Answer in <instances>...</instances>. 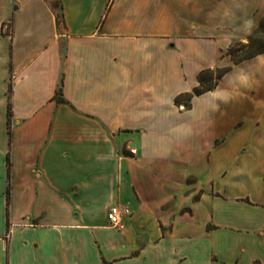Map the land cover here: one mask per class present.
Instances as JSON below:
<instances>
[{
  "label": "crops",
  "instance_id": "1",
  "mask_svg": "<svg viewBox=\"0 0 264 264\" xmlns=\"http://www.w3.org/2000/svg\"><path fill=\"white\" fill-rule=\"evenodd\" d=\"M262 22L264 0H0V264H264V52L229 53Z\"/></svg>",
  "mask_w": 264,
  "mask_h": 264
},
{
  "label": "trees",
  "instance_id": "2",
  "mask_svg": "<svg viewBox=\"0 0 264 264\" xmlns=\"http://www.w3.org/2000/svg\"><path fill=\"white\" fill-rule=\"evenodd\" d=\"M59 20L62 18V12H58ZM264 22L261 23L259 29L251 35L247 42H237L229 48L232 58L238 62L246 58L253 57L264 52ZM236 45V46H235ZM229 67H221L215 70L205 69L201 71L199 79L200 84L194 88L192 92L181 94L176 98L177 103L184 101L186 106L190 105V100L194 94H201L207 90L213 89L218 79L228 70ZM61 94V85L57 89V96ZM9 114V119H10Z\"/></svg>",
  "mask_w": 264,
  "mask_h": 264
},
{
  "label": "built area",
  "instance_id": "3",
  "mask_svg": "<svg viewBox=\"0 0 264 264\" xmlns=\"http://www.w3.org/2000/svg\"><path fill=\"white\" fill-rule=\"evenodd\" d=\"M132 214V209L128 205L116 204L108 211V219L112 226L121 227L125 218Z\"/></svg>",
  "mask_w": 264,
  "mask_h": 264
},
{
  "label": "rangeland",
  "instance_id": "4",
  "mask_svg": "<svg viewBox=\"0 0 264 264\" xmlns=\"http://www.w3.org/2000/svg\"><path fill=\"white\" fill-rule=\"evenodd\" d=\"M262 36H264V33H262ZM236 46V45H235Z\"/></svg>",
  "mask_w": 264,
  "mask_h": 264
}]
</instances>
